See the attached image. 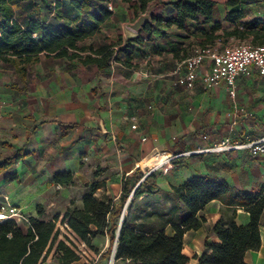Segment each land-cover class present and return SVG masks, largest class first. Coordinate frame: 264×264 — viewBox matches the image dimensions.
I'll use <instances>...</instances> for the list:
<instances>
[{"label": "crops", "instance_id": "1", "mask_svg": "<svg viewBox=\"0 0 264 264\" xmlns=\"http://www.w3.org/2000/svg\"><path fill=\"white\" fill-rule=\"evenodd\" d=\"M170 1L152 4V19L175 15ZM152 19L151 33L139 31L148 23L128 34L121 29L108 33L109 26L104 27L97 40L109 36L108 41L115 42L121 37V45L129 43L135 54L126 63L122 52L121 61L113 60L103 70L42 53L22 74L0 59V204L7 199L29 216L43 207V218L50 220L73 202L82 206L83 197L98 182L96 194L118 203L129 180L133 191L119 219L114 251L133 192L146 175L154 186L139 198L143 208L138 221L168 234L175 233L183 203L162 191L171 193L194 176L228 182L236 190L263 188L264 154L255 157L249 149L199 150L228 136L248 141L264 135V76L257 71L239 75L233 98L225 82L206 86V59L195 86L181 85L179 79L187 70L182 62L196 49L211 46L193 36L203 26H156ZM138 34L141 40H128ZM168 156L175 157L166 162ZM9 159L14 163L3 168ZM57 172L73 173L74 184L56 183ZM199 215L204 217L202 225L184 234L188 264H198L211 251L208 241H220L212 229L222 217L238 224L251 219L244 206L220 199L210 201ZM260 231L262 245L247 252V264H264V210ZM102 237L109 249L111 237Z\"/></svg>", "mask_w": 264, "mask_h": 264}, {"label": "trees", "instance_id": "2", "mask_svg": "<svg viewBox=\"0 0 264 264\" xmlns=\"http://www.w3.org/2000/svg\"><path fill=\"white\" fill-rule=\"evenodd\" d=\"M28 1V13L25 14L19 6L20 0H0V59L14 65L22 74L31 64L39 61L42 53L67 57L83 67L97 65L103 70L113 60L121 61V53L124 52V62L129 63L135 50L129 43L123 47L121 37L115 42H109V36L97 40L116 14L113 4H128L139 17L160 0ZM246 2L227 0L230 20L237 24V28L228 33L238 34L241 32L240 26H243L245 33L256 35L253 45H264V18L242 21L246 16ZM170 5L176 14L154 15L152 22L156 26L175 24L185 28L188 22H194L203 25L202 34L209 39L222 28V23L215 18V0H172ZM143 29L152 32L149 23L139 31ZM141 39L142 36L138 34L128 40ZM14 161L9 159L2 167L6 168ZM150 176L133 192L119 230L116 260L140 264H188L190 258L183 251L184 234L202 225L204 217L199 213L214 199L244 206L250 212L251 219L247 224H238L234 219L222 217L212 229L220 241L207 242L211 251L204 253L198 264H247V252L261 247L264 186L258 192H249L236 190L228 182L194 176L174 187L171 193L162 191L174 201L183 203L178 223L173 225L175 233L168 234L164 228L150 230L145 223L138 221V211L143 208L139 198L144 193H151L154 186ZM53 180L58 184L71 185L75 182V176L71 172H57ZM100 186L98 182L85 194L82 206L73 202L50 220L43 218L44 208L39 207L36 215L29 216L30 224L27 227L17 220L0 222V264H76L78 261L93 264L100 255L99 247L93 242L98 235L111 237V246L101 253L100 259L111 257L119 219L133 187L127 180L116 203L107 195L96 194Z\"/></svg>", "mask_w": 264, "mask_h": 264}, {"label": "built area", "instance_id": "3", "mask_svg": "<svg viewBox=\"0 0 264 264\" xmlns=\"http://www.w3.org/2000/svg\"><path fill=\"white\" fill-rule=\"evenodd\" d=\"M206 59L210 60V66L203 74L206 86L213 87L225 82L233 98L236 97L237 77L239 75H250L253 71H257L264 76V45L239 43L226 45L222 49L214 47L196 49L192 56L182 62V66H185L187 70L179 79V83L190 88L194 87L198 71ZM236 149H249L255 157L263 155L264 135L248 141H241L228 136L215 145L199 151L224 152ZM174 157L168 156L165 160L169 162ZM5 220H17L27 226L30 224L29 215L24 214L17 205L10 203L7 199L0 204V222ZM116 251L117 243L110 264H115Z\"/></svg>", "mask_w": 264, "mask_h": 264}, {"label": "rangeland", "instance_id": "4", "mask_svg": "<svg viewBox=\"0 0 264 264\" xmlns=\"http://www.w3.org/2000/svg\"><path fill=\"white\" fill-rule=\"evenodd\" d=\"M217 8L215 18L216 20L222 23V28L214 33L211 39L207 38L202 34V30H197L198 33L193 36L198 37L205 44H210L211 46L220 48L221 46L226 45H234L239 43H252L255 44L256 35L252 33H245L244 27L240 26V31L238 34H229L228 32L233 31L237 28V24L230 20L228 14V5L227 0H216ZM21 9H23V13L26 14L27 8L29 6L28 0H20ZM113 7L116 9V14L113 17L112 21L109 23L108 33H115V29H121L123 32L134 33L136 30L132 27V25L139 18L136 16L135 11L128 4H123L118 2L113 4ZM246 16L242 19L243 22H248L254 20L256 18H264V0H247L246 4ZM151 12V8H149L144 13ZM142 13V14H144ZM141 14V15H142ZM196 25L201 26L202 24L196 23ZM212 25V24H211ZM203 26V25H202ZM205 44H201L202 46ZM260 44V43H257ZM204 47V46H203ZM104 238L102 235H98L94 238L93 242L100 249V255L96 258L93 264H110L111 257L100 259L101 253H103L107 247L104 246ZM56 264V263H53ZM79 264H85L84 261H81ZM117 264H119L117 262Z\"/></svg>", "mask_w": 264, "mask_h": 264}, {"label": "water", "instance_id": "5", "mask_svg": "<svg viewBox=\"0 0 264 264\" xmlns=\"http://www.w3.org/2000/svg\"><path fill=\"white\" fill-rule=\"evenodd\" d=\"M152 19V12L144 13L139 16V18L136 20V22L132 25V27L135 30H139L142 25L145 23L150 22ZM148 175H146L144 178H146Z\"/></svg>", "mask_w": 264, "mask_h": 264}]
</instances>
